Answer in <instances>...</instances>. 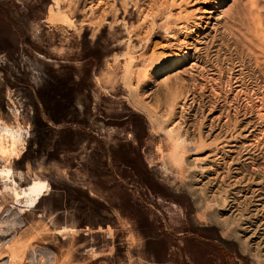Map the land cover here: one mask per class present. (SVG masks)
<instances>
[{
    "label": "rangeland",
    "instance_id": "rangeland-1",
    "mask_svg": "<svg viewBox=\"0 0 264 264\" xmlns=\"http://www.w3.org/2000/svg\"><path fill=\"white\" fill-rule=\"evenodd\" d=\"M261 32L264 0H0V264H264Z\"/></svg>",
    "mask_w": 264,
    "mask_h": 264
},
{
    "label": "bare ground",
    "instance_id": "bare-ground-1",
    "mask_svg": "<svg viewBox=\"0 0 264 264\" xmlns=\"http://www.w3.org/2000/svg\"><path fill=\"white\" fill-rule=\"evenodd\" d=\"M261 33H262V32H261ZM262 34H263V33H262ZM252 35H253V34H252ZM263 35H264V34H263ZM246 36H247V35H246ZM257 36H258V35H256L255 37H257ZM261 36H262V35H261ZM255 37H254V38H255ZM259 46H260V45H259ZM259 51H260V50H259ZM259 51H258V53H259ZM263 53H264V52H263ZM256 54H257V53H256ZM255 57H256V55H255ZM257 61H259V60H257ZM260 61H261V60H260ZM262 64H264V63H262ZM257 65H259L258 67H261L260 64H257ZM259 71H260V70H259ZM261 71L264 72V66L261 67ZM242 77H243V76H242ZM241 81H242V80H241ZM239 90H240V89H239ZM185 101H186V100H185ZM184 103H185V102H184ZM182 104H183V103H182ZM182 104H181V105H182ZM196 104H197V103H196ZM176 105L178 106V104H176ZM182 106H183V105H182ZM185 106H186V105H185ZM190 107H191V106H190ZM198 107H199V106H198ZM214 107H215V106H214ZM182 108H183V107H182ZM213 109H214V108H213ZM213 109H212V110H213ZM216 109H217V108H216ZM216 109H215V110H216ZM183 110H184V109H183ZM176 112H177V110H176ZM182 112H183V111H182ZM171 113H172V112H171ZM173 113H174V112H173ZM173 113H172V114H173ZM175 114H176V113H175ZM199 114H200V113H199ZM223 114H224V113H223ZM244 115H245V114H244ZM172 116H173V115H172ZM175 116H176V115H175ZM182 119H183V118H182ZM194 120H195V119H194ZM195 121H196V120H195ZM237 123H238V122H237ZM199 124H200V123H199ZM202 124H203V123H202ZM210 125H211V124H210ZM236 126H237V125H236ZM213 127H214V126H213ZM200 128H201V127H200ZM172 129H173V128H172ZM213 130H214V129H213ZM213 130H212V131H213ZM235 130H236V129H235ZM242 130H243V129H242ZM200 131H201V130L199 129V132H200ZM214 132H215V131H214ZM198 135L201 136V133H199ZM220 137H221V136H220ZM220 137H219V139H220ZM235 137H237V136H235ZM196 138H197V137H196ZM199 138H200V137H199ZM208 138H209V137H208ZM201 139H202V137H201ZM192 140H193V139H192ZM215 140H216V139H215ZM223 140H224V139H223ZM197 141H198V140H197ZM202 141H203V140H202ZM204 141H205V140H204ZM219 141H220V140H219ZM199 142H200V141H199ZM212 143H213V142H212ZM216 143H218V142L216 141ZM199 144H200V143H199ZM220 144H221V143H220ZM214 145H215V144H214ZM214 145H211V146H214ZM202 146H203V144H202ZM215 147H216V146H215ZM188 148H189V147H188ZM195 148H196V147H195ZM202 148H203V147H202ZM211 148H212V147H211ZM196 149H197V148H196ZM196 149H195V150H196ZM199 149H200V148H199ZM213 149H214V148H213ZM210 150H211V149H210ZM210 150H209V151H210ZM193 151H194V150H193ZM223 151H224V150H223ZM233 151H234V150H233ZM178 152H179V151H178ZM214 152H215V151H214ZM226 152H228V151H226ZM217 154H218V153H217ZM203 155H204V154H203ZM210 155H212V154L210 153ZM213 156H214V155H213ZM216 156H218V155H216ZM219 157H220V156H219ZM221 157H222V156H221ZM180 158H181V157H180ZM206 158H208V157L206 156ZM215 159H216V158H215ZM223 159H224V158H223ZM223 159H222V160H223ZM196 160H197V159H196ZM209 160H210V159H209ZM219 160H221V159H219ZM208 162H209V161H208ZM221 162H222V161H221ZM211 163H212V162H211ZM187 164H188V163H187ZM190 165H191V164H190ZM209 165H210V164H209ZM181 166H182V165H181ZM199 167H200V166H199ZM212 167H213V166H212ZM215 167H217V165H216ZM228 167H229V166H228ZM201 168H202V167H201ZM204 168H205V167H204ZM208 168H209V167H208ZM229 169H230V168H229ZM180 170H181V169H180ZM180 170H179V171H180ZM212 170H213V169H212ZM210 171H211V170H210ZM236 171H237V170H236ZM241 171H242V170H241ZM180 172H181V171H180ZM206 172H207V171H206ZM208 172H209V171H208ZM208 172H207V173H208ZM190 173H191V172H190ZM195 173H196V172H195ZM215 173H216V172H215ZM235 173H236V172H235ZM194 175H195V174H194ZM200 175H201V174H200ZM213 175H214V174H213ZM191 176H192V175H191ZM196 176H197V175H196ZM228 176H229V175H228ZM231 176H232V175H231ZM191 178H192V177H191ZM194 178L196 179V182L199 181V180L197 179L198 177L196 178V177L194 176ZM245 178H246V177H245ZM211 180H212V179H211ZM226 180H227V179H226ZM211 182H212V181H211ZM217 182H218V181H217ZM241 182H242V181H241ZM207 184H208V183H207ZM224 184H225V183H224ZM209 185H210V182H209ZM195 187H196V186H195ZM206 187H207V186H206ZM195 189H196V188L193 189V190H194V194H196V196H198V193H199V192L196 193L197 190H198V188H197V190H195ZM206 190H207V189H206ZM206 190H205V191H206ZM203 191H204V189H203ZM205 191H204V192H205ZM201 192H202V191H201ZM201 192H200V193H201ZM200 193H199V194H200ZM207 193H208V192H207ZM202 194H203V193H202ZM196 196H195V197H196ZM210 196H211V195H210ZM224 196H225V195H224ZM197 198H198V197H197ZM201 198H202V197H201ZM207 198H208V197H207ZM208 199H209V198H208ZM227 199H228V198H227ZM199 200H200V198H199ZM202 201H203V200H200V203H201ZM211 201H212V200H211ZM202 203H203V202H202ZM203 204H204V203H203ZM223 204H224V203H223ZM237 204H238V203H237ZM216 207H217V206H216ZM226 221H227V220H226ZM227 222H228V221H227Z\"/></svg>",
    "mask_w": 264,
    "mask_h": 264
}]
</instances>
